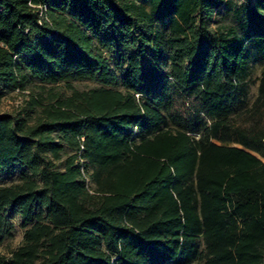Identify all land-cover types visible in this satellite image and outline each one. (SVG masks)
<instances>
[{
    "label": "trees",
    "instance_id": "trees-1",
    "mask_svg": "<svg viewBox=\"0 0 264 264\" xmlns=\"http://www.w3.org/2000/svg\"><path fill=\"white\" fill-rule=\"evenodd\" d=\"M135 1L0 0L1 82L23 86L27 72L48 83L97 76L106 83L91 32L105 49L121 47L129 91L75 94L81 106L73 99L49 106V119L32 126L0 117V169L19 166L32 177L0 188V242L5 208L31 224L0 264H114L113 257L115 264H264V69L256 99L235 114L251 68L241 40L206 28L208 7L218 2L150 0L149 14ZM247 12L264 58V17L257 7ZM166 17L178 35L169 55L159 35L149 42L143 31ZM164 94L170 106H194L163 116ZM55 130L75 146L83 139L84 157L102 166L108 196L95 207L87 206L96 198L82 166L55 168L62 149L49 138Z\"/></svg>",
    "mask_w": 264,
    "mask_h": 264
},
{
    "label": "rangeland",
    "instance_id": "rangeland-1",
    "mask_svg": "<svg viewBox=\"0 0 264 264\" xmlns=\"http://www.w3.org/2000/svg\"><path fill=\"white\" fill-rule=\"evenodd\" d=\"M216 1L218 4L209 5L208 15L204 16L206 28L212 33L223 34L226 38L236 36L241 40L251 68V73L246 80L247 95L234 106L236 114L250 107L258 95L259 78L261 71L264 69V58L256 56L253 41L255 31L253 30L254 27L248 22L247 8L257 7L261 16L264 17V0L263 2L261 0ZM135 3L142 4L146 12L151 13L153 4L150 0H136ZM42 14L40 10L39 18L43 20L44 15ZM169 19V17L154 19L151 24L146 22L143 29L146 38H148L146 40H149V42L156 35H159L158 42L166 55L171 53L170 46L172 41L178 36L172 30ZM178 21L182 25L181 21ZM87 36L92 38L95 53L100 52L103 60L107 63V74L111 76L109 81L106 80V83H104V80L99 79V76H97L94 79H70L61 80L57 83H48L25 72L27 79L23 86L9 85L0 81V117L11 116L20 120L24 119L27 125L32 126L37 124L39 120L49 119L48 114H44V109L49 106H57L61 102H67L68 99H73L77 105L81 106L82 100L75 94L88 93L98 89L119 91L125 95L129 94L124 85L123 70L126 68V63L120 60L121 47L118 46L114 50H107L100 45L101 34L94 35L91 32H87ZM31 40L35 41V37L31 36ZM0 46L2 48L5 47L2 43H0ZM160 66L162 71L167 74L169 61ZM161 100V107L163 108L161 114L163 116H167V112L170 114H181L188 107L194 106L191 101L188 103L175 101L170 106L171 104L165 94L161 96ZM49 138L62 147L60 158L54 161V166L57 170L63 171L70 162L73 165L82 166V181L84 182L85 190L88 195L96 198L88 200L87 206L95 207L96 202H100L99 198L108 196L107 193L102 192V166L92 165L84 157L83 139L76 138L79 145L75 146L73 144L75 140L59 130L49 133ZM29 180H32L31 173L25 168L18 166L10 171L0 169V188L21 186ZM37 181L39 182V180ZM1 215L5 220L6 234L2 236L0 242V256L10 258L12 253L23 245L25 231L31 224L23 226L19 211L13 207L5 208ZM201 248L204 249L203 244H201ZM101 249H106L105 244L101 245ZM116 260L117 258L113 257L111 262L115 264ZM40 261L38 260L36 264H39Z\"/></svg>",
    "mask_w": 264,
    "mask_h": 264
},
{
    "label": "built area",
    "instance_id": "built-area-1",
    "mask_svg": "<svg viewBox=\"0 0 264 264\" xmlns=\"http://www.w3.org/2000/svg\"><path fill=\"white\" fill-rule=\"evenodd\" d=\"M42 10H43V9H41V14H42Z\"/></svg>",
    "mask_w": 264,
    "mask_h": 264
}]
</instances>
